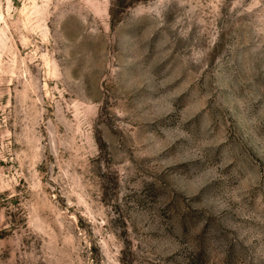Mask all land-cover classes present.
Segmentation results:
<instances>
[{
  "label": "rangeland",
  "instance_id": "374dc122",
  "mask_svg": "<svg viewBox=\"0 0 264 264\" xmlns=\"http://www.w3.org/2000/svg\"><path fill=\"white\" fill-rule=\"evenodd\" d=\"M0 264H264V0H0Z\"/></svg>",
  "mask_w": 264,
  "mask_h": 264
}]
</instances>
